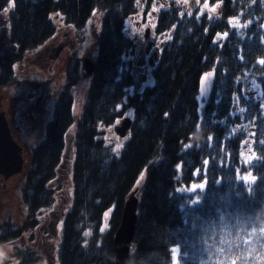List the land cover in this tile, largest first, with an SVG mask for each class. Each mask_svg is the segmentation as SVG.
I'll return each instance as SVG.
<instances>
[{
	"label": "trees",
	"instance_id": "16d2710c",
	"mask_svg": "<svg viewBox=\"0 0 264 264\" xmlns=\"http://www.w3.org/2000/svg\"><path fill=\"white\" fill-rule=\"evenodd\" d=\"M154 1L0 0V91L41 88L42 81L19 79L16 66L31 49L58 40L51 14L61 13L79 41L100 14L81 112L75 117L73 92L87 75L71 52L73 75L57 92L26 168L6 189L18 194L24 213L17 225L0 221V243L20 240L23 262L37 260L26 247L41 211L57 200L51 183L67 163L71 200L60 264H110L124 203L143 173L130 264H264V0H202L218 5L215 15L161 1L158 55L146 71L126 20L147 16ZM208 71L213 79L200 108ZM128 114L131 127L115 154L104 128Z\"/></svg>",
	"mask_w": 264,
	"mask_h": 264
},
{
	"label": "rangeland",
	"instance_id": "374dc122",
	"mask_svg": "<svg viewBox=\"0 0 264 264\" xmlns=\"http://www.w3.org/2000/svg\"><path fill=\"white\" fill-rule=\"evenodd\" d=\"M161 1L165 0H155L153 6L151 7L150 12L147 16L142 15L141 13L126 20V32L130 36H133L137 42L136 55L138 59H143L145 61L144 69L148 71V68L153 65L158 55V43L161 40L159 35L154 33V17L155 12L161 7ZM182 5L185 7V10L189 13L197 9V14L201 12H209L212 15H215L218 10V5H210L206 1L202 0H181ZM51 17L54 20L55 25L57 26V42L53 41L52 44L47 45L45 50H35L34 48L27 52L30 60L25 59L24 63H20L19 67H16L18 72L19 79L25 80H38L43 81L47 79L48 74L46 73L47 66L49 63V68L52 73V82L55 84V87L62 85L64 78V71L66 61L71 54V52H78L79 56L82 58H89L91 61H94L96 58L97 50V34L100 28V14L94 13L89 20L85 32L81 35L83 40L79 41L76 38L74 31L68 28H65V23L61 13H53ZM67 29V30H66ZM148 31L147 39H145V33ZM82 42V43H80ZM6 41L0 40V48L5 45ZM150 43L148 48L147 44ZM62 45L63 49L59 52V56L55 60H50L49 54L51 53V48L57 49L58 46ZM44 58L46 59L44 61ZM52 59V58H51ZM85 74V73H84ZM213 79V72H205L201 79V88L200 94L198 97L199 107H203V101L207 98L209 90L211 87ZM88 76H85L82 83L75 90V105H74V115L78 117L81 112L82 106L85 101V93L87 89ZM49 84V82H48ZM253 88L255 85L253 84ZM40 87H33L31 91L27 90L25 87H20V89H8L5 88L1 90V93L12 100L11 107H9V117L14 121V132L19 136L23 133L22 118L21 112L24 109L22 104V99L24 97L29 98L32 94H38ZM30 92V93H29ZM33 97V96H32ZM31 97V98H32ZM54 101V100H53ZM53 103L51 105V110L42 111L46 115L41 122L39 119L35 121V126H37L35 135L31 134L25 138L26 145L28 149L35 146L38 139L42 136L45 130V124L50 119V112L53 108ZM42 105V104H41ZM12 111V113H11ZM48 116V117H47ZM129 117V114L126 115ZM122 120V118H121ZM121 120L115 124L104 128L105 139L111 143L112 149L115 154H118L119 147L122 145V142L126 137H120L116 131L117 126L120 124ZM144 175V173H143ZM143 175L139 178L135 190L138 186L142 185ZM3 179V178H2ZM11 177L6 179V183L9 185ZM4 180V179H3ZM10 186V185H9ZM7 186L6 188H8ZM12 187V186H10ZM2 188V187H1ZM0 188V221H12L13 224L17 225L22 217V210L20 209L21 201L18 198V194L13 191H4ZM57 191V200L53 206L50 208L44 209L41 211L39 225L37 226L36 239L31 241L26 248H30L35 251L37 255V260L35 262H23L21 256L17 253V248L20 243V240L15 244H1L0 243V264H60L58 247L62 236L63 230V218L64 212L68 209L70 204L71 197V186H70V167L67 166L63 173L62 179L56 185ZM189 189H194L190 187ZM109 211L106 213L108 214ZM106 216V215H105ZM107 227L106 220L103 223V230ZM28 242L27 238L22 240L23 247L26 246ZM40 248V249H38ZM173 264H178L176 260H173Z\"/></svg>",
	"mask_w": 264,
	"mask_h": 264
},
{
	"label": "water",
	"instance_id": "95a60500",
	"mask_svg": "<svg viewBox=\"0 0 264 264\" xmlns=\"http://www.w3.org/2000/svg\"><path fill=\"white\" fill-rule=\"evenodd\" d=\"M148 31L145 33L147 38ZM83 69L87 76H91L95 62L89 58L83 59ZM132 120L124 117L116 131L120 137H126ZM70 149V139L67 138L66 150ZM22 147L13 139L5 111H0V176L6 180L19 174L23 169ZM137 190H133L127 197L119 225L115 230L112 241V258L110 264H130V243L132 242L137 219Z\"/></svg>",
	"mask_w": 264,
	"mask_h": 264
},
{
	"label": "flooded vegetation",
	"instance_id": "af4514ba",
	"mask_svg": "<svg viewBox=\"0 0 264 264\" xmlns=\"http://www.w3.org/2000/svg\"><path fill=\"white\" fill-rule=\"evenodd\" d=\"M5 38H6V31L2 30V28H1V30H0V40L2 41ZM53 41H51L50 44H52ZM54 47H52L50 49L51 53L54 52L53 55L49 54L50 60L57 59V57L59 56V52L63 49L62 45L58 46L57 49H53ZM46 48H47V44H44L42 46H39V48H37L36 50H41V49L45 50ZM25 58H27V61H29V59H28L29 57H25ZM83 59L84 58L81 59V57H80V66H81V69H82L83 73H85L84 69H83V63H82ZM45 60L46 59L44 58V61ZM49 65H50L49 63L46 64V66H47L46 73L48 74V77H47V79L42 81L43 84L41 85V88L39 90L40 92L38 94L34 95L33 97L31 96L32 98L31 97H29V98L24 97L22 99V104L24 106V109L21 112V118H22V126L21 127H23V133H22L21 136H19L17 133L14 132V127L13 126L15 124H14V121H12L10 119V117H9V114H10L9 107H11L12 100H8L9 98L5 97L0 91V111H5L6 116H7V120H8L9 126H10V130H11V133H12V137L22 147V152L21 153H22V157H23V160H24V163H23L24 169L26 168V166L28 164V154H29L28 153L29 149H28V147L26 145L25 138L28 137L31 134L35 135V133H36V129L35 128L37 127V126H35V121L37 119H39V122L42 121V119L46 116V115H44V112L42 113V111L43 110L44 111L51 110V105H52V102H54L55 99H56L57 92L61 91V89L64 87V85H65L66 81L68 80V78L72 77V75H73L71 73V71L68 70V62L66 61L65 71H64V78H63L62 85L60 84L59 86L55 87V84L52 82V76H51L52 73H51V70L49 68ZM16 67H19V64ZM83 76H84V74H83ZM46 81H48L49 84ZM82 81L79 84H81ZM74 92H75V89H74ZM74 97H75V93H74ZM74 105H75V100H74ZM73 111H74V108H73ZM52 112H53V108H52V111L50 112L49 115L52 116ZM11 113H12V111H11ZM43 135H44V133L42 134V136L39 139H41L43 137ZM67 152H69V151H67ZM67 155L68 154H66L65 156H67ZM63 162L66 163L65 160H63ZM67 165H68L67 163H66V165L64 164V166L61 165V168L59 169V173H61V174H59V178L51 183V186L53 188L55 187V190L57 189L56 188L57 183L59 182L60 179H62L63 173L65 171V170L63 171L61 169H62V167L66 169ZM18 176H15V178H18ZM6 182H7L6 180H3L2 177H0V183L2 184L0 186V188L2 187L1 189L6 190L7 186H9V185L12 186L11 184L8 185ZM10 182H11V179H10L9 183ZM55 193L57 194V191ZM38 249H40V248H38Z\"/></svg>",
	"mask_w": 264,
	"mask_h": 264
},
{
	"label": "snow or ice",
	"instance_id": "6c2138e0",
	"mask_svg": "<svg viewBox=\"0 0 264 264\" xmlns=\"http://www.w3.org/2000/svg\"><path fill=\"white\" fill-rule=\"evenodd\" d=\"M127 57H129V56H127Z\"/></svg>",
	"mask_w": 264,
	"mask_h": 264
},
{
	"label": "bare ground",
	"instance_id": "6f19581e",
	"mask_svg": "<svg viewBox=\"0 0 264 264\" xmlns=\"http://www.w3.org/2000/svg\"><path fill=\"white\" fill-rule=\"evenodd\" d=\"M147 39V38H146Z\"/></svg>",
	"mask_w": 264,
	"mask_h": 264
}]
</instances>
